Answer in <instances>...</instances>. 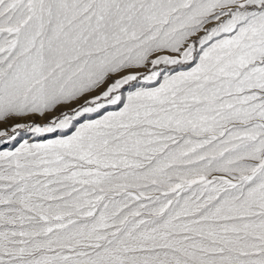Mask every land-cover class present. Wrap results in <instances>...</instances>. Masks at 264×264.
<instances>
[{"label": "snow or ice", "instance_id": "1", "mask_svg": "<svg viewBox=\"0 0 264 264\" xmlns=\"http://www.w3.org/2000/svg\"><path fill=\"white\" fill-rule=\"evenodd\" d=\"M0 264H264V0H0Z\"/></svg>", "mask_w": 264, "mask_h": 264}]
</instances>
